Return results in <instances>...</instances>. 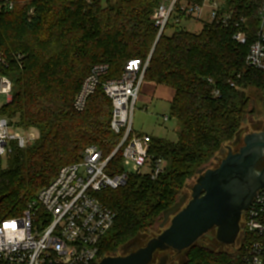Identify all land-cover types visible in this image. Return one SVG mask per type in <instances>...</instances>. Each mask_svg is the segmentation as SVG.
<instances>
[{
    "label": "trees",
    "instance_id": "1",
    "mask_svg": "<svg viewBox=\"0 0 264 264\" xmlns=\"http://www.w3.org/2000/svg\"><path fill=\"white\" fill-rule=\"evenodd\" d=\"M16 1V9L0 17V50L11 63L4 73L15 86L3 114L35 129L39 138L16 150L0 173V221L21 215L62 167L81 161L86 148L97 146L107 158L119 145L121 136L111 129L112 102L103 86L83 112L74 108L95 66L108 67L101 77L104 83L119 79L130 61L150 58L143 84L175 93L170 116L180 126L178 138L171 142L152 137L151 142V154L166 162L164 172L156 180L131 175L118 190L97 194L116 213L101 245V256L103 251L111 254L153 228L178 203L187 182L234 143L254 115L248 92L264 95V72L246 63L255 37L238 43L233 25L214 24H206L199 34L176 29L171 36L158 37L152 15L160 0H120L115 5L108 0L107 5L104 0ZM262 1L231 0L234 20L244 18L257 27ZM121 164L119 152L110 168ZM250 240L243 236L237 255L189 253L186 264H245Z\"/></svg>",
    "mask_w": 264,
    "mask_h": 264
},
{
    "label": "built area",
    "instance_id": "2",
    "mask_svg": "<svg viewBox=\"0 0 264 264\" xmlns=\"http://www.w3.org/2000/svg\"><path fill=\"white\" fill-rule=\"evenodd\" d=\"M231 0H160L152 20L161 37L171 26L182 21L203 22L236 29L233 37L244 43L253 35L246 58L248 66L264 72V0L261 2L255 30H250L246 19L234 20ZM16 0H0V17L13 12ZM34 16V11L29 13ZM17 61L22 57H15ZM150 58L130 61L119 79L101 82L107 66H95L85 78L74 101V108L83 112L89 98L99 86L112 102L111 129L121 136L117 148L109 157L97 146L83 151L80 162L62 167L57 176L21 215L0 221V264H99L101 245L114 227L116 213L97 197L104 190H118L126 185L131 175L148 176L156 180L165 170V161L151 154L152 137L134 130L136 104L143 86ZM10 60L0 50V96L11 102L15 86L4 73ZM215 96H220L218 91ZM164 117V121H168ZM3 114L0 108V173L7 169L16 150H24L37 142L33 134L22 136L19 128L27 129ZM122 153L121 168L111 169V161ZM5 161L8 164L5 165ZM252 238L246 249L245 264H264V188L255 196L251 206L243 212L241 240Z\"/></svg>",
    "mask_w": 264,
    "mask_h": 264
},
{
    "label": "water",
    "instance_id": "3",
    "mask_svg": "<svg viewBox=\"0 0 264 264\" xmlns=\"http://www.w3.org/2000/svg\"><path fill=\"white\" fill-rule=\"evenodd\" d=\"M240 131L233 146L239 151L222 149L224 159L216 168L198 171L191 200L186 197L164 212L163 232L148 244L126 256H107L99 264H151L157 252L186 254L211 231L222 245H234L241 232V219L257 193L264 188V131L247 134ZM1 201V200H0ZM169 255L159 264H168Z\"/></svg>",
    "mask_w": 264,
    "mask_h": 264
},
{
    "label": "rangeland",
    "instance_id": "4",
    "mask_svg": "<svg viewBox=\"0 0 264 264\" xmlns=\"http://www.w3.org/2000/svg\"><path fill=\"white\" fill-rule=\"evenodd\" d=\"M119 1L120 0H108L107 4L115 5ZM105 2L106 0H104V5H107ZM206 24L208 23L196 22V21L193 22L182 21L180 24L177 25L171 24V28H169L165 32V35L171 36L173 31L176 29H181L184 30L185 32H189L192 34H199L203 30ZM247 26L252 31L256 29V26L254 24L248 23ZM156 87L157 85L155 84L144 82L135 108V114L133 120L134 130L143 134H148L151 137L157 139L175 142L178 138L180 126L170 116L171 113L170 102L168 101V99H165L163 97L162 93H160L162 89H165V91H172V90L164 87V88H158V90L155 91ZM257 92L258 91L254 89L248 92V95H250V97H252L254 100L255 113L252 116L250 115L248 117V120L244 123L242 127V131H243L242 137H244L247 134L264 131V95L261 92L260 93ZM7 105H8L7 97L0 96V108L4 109ZM164 117L169 118L167 122L164 121ZM13 119L15 121L14 123L16 124L19 123L18 118H13ZM17 133L21 134L22 136L33 134L37 137V140L39 138V133L35 129L26 130L24 128H19L17 130ZM228 146L229 147L231 146L233 151L237 152L243 146V144H239L234 147L233 143H230L228 144ZM223 159H224V155L218 154L217 158L213 159V161L210 164H208L206 168L209 169V168L218 167ZM7 164L8 161H5V165ZM165 167H166V162H165ZM197 179H198V175H196L194 178H192L187 182L178 200L179 202L182 198L186 197V201L184 202L181 208L185 207L186 204L191 200L192 189L194 188ZM160 218L161 219L156 223V225L153 228L149 229L146 233L140 234L138 238H136L129 244L120 247L118 250L112 252L111 254H109L107 251H103L102 258H105L107 256H114V255L126 256L130 253L136 252L140 248L145 247L151 239L159 236L163 232V230L166 227H168L172 217H170L164 228L162 227L164 221V213ZM210 234H212L214 237L212 241L207 240V241H203L201 245L196 244L186 254L178 253L174 251L157 252L151 264H159L161 258L165 255H169L170 257L168 264H186V262L188 261L189 253L195 256H202V257L208 256L210 255V253L224 254L225 256L237 255L242 241L240 236L237 238V241L234 245H222L216 240V230L211 231Z\"/></svg>",
    "mask_w": 264,
    "mask_h": 264
},
{
    "label": "crops",
    "instance_id": "5",
    "mask_svg": "<svg viewBox=\"0 0 264 264\" xmlns=\"http://www.w3.org/2000/svg\"><path fill=\"white\" fill-rule=\"evenodd\" d=\"M164 87H165V86H157L156 89H155V91H157L158 88H164ZM165 88H168V87H165ZM169 89H170V88H169ZM171 90H172V89H171ZM171 92H172V93H171ZM160 93H162V94H163V97H164L165 99H168V101H169L170 104H171V102H172V100H173V98H174V95H175L174 91H173V90H172V91H165V89H162Z\"/></svg>",
    "mask_w": 264,
    "mask_h": 264
},
{
    "label": "flooded vegetation",
    "instance_id": "6",
    "mask_svg": "<svg viewBox=\"0 0 264 264\" xmlns=\"http://www.w3.org/2000/svg\"><path fill=\"white\" fill-rule=\"evenodd\" d=\"M213 238H214L213 235L209 233L208 235H206L205 237L202 238L201 244H202L203 241H207V240L212 241Z\"/></svg>",
    "mask_w": 264,
    "mask_h": 264
}]
</instances>
